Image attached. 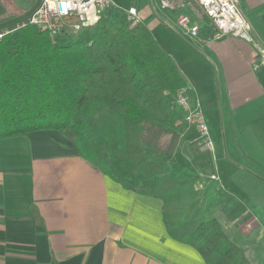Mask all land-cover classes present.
I'll return each mask as SVG.
<instances>
[{
    "label": "crops",
    "instance_id": "crops-1",
    "mask_svg": "<svg viewBox=\"0 0 264 264\" xmlns=\"http://www.w3.org/2000/svg\"><path fill=\"white\" fill-rule=\"evenodd\" d=\"M10 1L30 11L39 3ZM121 4L122 16L137 7L142 22L176 59L188 80L190 101L201 104L218 143L212 150H196L199 158L191 155L182 147L190 130L182 119L171 131L175 140L166 168L149 178L130 172L141 179L138 185L106 173L59 131L0 140V264H208L177 235L209 219H216L249 259L246 249L251 243L259 247L250 261L264 264V64L258 48H264V0H240L254 43L233 35L215 38L212 20L181 0H173L169 9L159 0ZM184 14L198 20L196 38L178 30L177 20ZM164 28L191 44L184 50L167 33L164 38L172 41L166 44L156 34L165 33ZM173 152L186 163L180 172L195 166L206 190L203 208L216 218L197 220L194 214L204 212L192 207L199 195L182 204L172 185L162 184L166 176H175L162 175ZM212 164L216 178L204 172Z\"/></svg>",
    "mask_w": 264,
    "mask_h": 264
},
{
    "label": "trees",
    "instance_id": "trees-1",
    "mask_svg": "<svg viewBox=\"0 0 264 264\" xmlns=\"http://www.w3.org/2000/svg\"><path fill=\"white\" fill-rule=\"evenodd\" d=\"M122 18L117 28L107 13L97 26L77 33L54 36L28 23L7 35L0 42V140L59 131L113 175L92 144L90 118L103 107L117 122L121 152L131 166L145 178L163 170L175 140L171 131L187 115L176 99L188 80L146 23ZM177 237L208 264H253L216 219Z\"/></svg>",
    "mask_w": 264,
    "mask_h": 264
},
{
    "label": "built area",
    "instance_id": "built-area-1",
    "mask_svg": "<svg viewBox=\"0 0 264 264\" xmlns=\"http://www.w3.org/2000/svg\"><path fill=\"white\" fill-rule=\"evenodd\" d=\"M163 9L173 8V0H159ZM183 5L197 7L208 16L215 25V38L227 35L238 36L254 43L251 35L252 25L240 7V0H181ZM115 4L114 0H39V3L30 11L26 20L11 27H0V42L18 28L28 23L35 24L52 35L59 36L67 32H80L86 28L98 25L105 11H109ZM126 16L133 23L142 21L141 15L135 6L127 9ZM178 30L184 35L196 38L200 25L197 19L190 14L181 15L177 20ZM256 43V42H255ZM259 48V57L264 64V48ZM190 87L181 88L177 93L176 104L187 111L185 121L195 127L200 135L202 144L213 149L214 144L210 137L209 126L199 102L191 103L188 93ZM216 178L215 175L212 176Z\"/></svg>",
    "mask_w": 264,
    "mask_h": 264
},
{
    "label": "rangeland",
    "instance_id": "rangeland-1",
    "mask_svg": "<svg viewBox=\"0 0 264 264\" xmlns=\"http://www.w3.org/2000/svg\"><path fill=\"white\" fill-rule=\"evenodd\" d=\"M114 2H115V4L110 9V11L117 18V21L114 22V25H113L114 28H117L118 26H120L123 23V18H121L122 14L119 12L122 10H125V9H123L121 3L127 2V0H120L121 6L117 5L119 3L118 0H114ZM29 14H30V9H28V8L17 7L13 3V1H10V0H0V26L4 25V26L15 27V26L21 24L23 20H26V18ZM164 29L166 30V32L162 33V35H160L159 31H156V34L158 37L161 36V38L163 39V41L166 44H168L169 42L172 41L169 38V36H171V38L178 45L179 44L183 45V48L179 46L180 49L182 48V49L186 50L184 46H188L189 44H191L190 41L186 40L181 35H180V37L177 36L178 33H174L173 31L167 30L166 28H164ZM166 33L169 34V36H167V38H164L163 35H165ZM174 35H176V36H174ZM175 37H177V38H175ZM188 96L190 98V93L188 94ZM184 120H185V118H184ZM90 123H91L92 129H93L92 144L94 145V147H95L96 151L98 152L100 158L102 160L110 163L113 172L119 178H121L125 181L127 180L126 182H131L132 184H138L139 185L142 182L141 179H138L137 177L132 175V173H134V172L135 173H139V172L135 171V169L131 166L130 162L127 159H125V157L122 155V152H121L122 151V143H121L120 138L118 137L117 122L115 121L113 114L108 109L102 107L98 110V112L95 115H93L90 118ZM194 128L195 127L188 125L187 129H190V130H187V131L185 130L186 131L185 133H187V134H184V136L182 137V138H184V141H182V147L183 148L188 147L189 151H191L190 152L191 155L198 154V152L196 150L203 152V148H204V151H205V149L210 150L209 148H206L202 144L200 135H197L196 132L193 131ZM210 137H211L213 143L214 142L218 143V140L216 139V137L212 136L211 132H210ZM166 140L169 141L168 136H167ZM163 143H165V142L163 141ZM191 146H193L194 148L192 149ZM160 148L165 150V146L160 147ZM181 151H182V149L179 150V152H181ZM181 153H183V151ZM172 154H174V155H172L170 157L171 162L168 165L167 170L165 172H163L162 175L166 176V174L172 172L173 174H175V176L174 175L172 176L170 174V176L174 179H172V178L170 179L169 177L166 176L165 178L162 179V184H165L168 187H171V185H172V188L174 189V195H176V196L180 195L181 198L179 199V203H182V204L183 203L185 204L187 202V200H186L187 197L189 198L192 194L199 195L200 198L196 199V201H195L196 203L193 202L194 206H192V207H195V209L194 208H192V209H194V211H199V209L204 210L203 201H204V197H206L205 196L206 190L204 188L203 183L201 181H199V178L197 177L198 172H196L195 166H190L191 168L192 167L193 168L190 169V167H189L190 170H188L186 168L187 170L184 169L185 172H180V171H183V168H184V166H186V163L182 162L183 157H181V155H179L178 152H175V153L173 152ZM199 155L200 154H198L197 158H199ZM112 163H113V166H112ZM163 171H164V169H163ZM130 172H132V173H130ZM204 172H208L207 176H211V174H213L216 177V174H217V171L214 167V164H212L211 168L206 169ZM152 183L155 184L154 182H152ZM180 186H181V188H180ZM178 189H181L183 192H181V193L177 192ZM193 203H192V205H193ZM182 204H180V205H182ZM181 207H183V206H181ZM187 208L185 210H187ZM213 208H215V206ZM184 215H185V213L181 214V217ZM194 216H197V220H202V219H207V218H216V214H214L212 212V215H210V211L207 209H205L204 212L200 211L199 213L194 214ZM200 216H202V217H200ZM178 219H182V218H178ZM258 248L259 247H257L254 243H251L249 249H246V252L249 255L250 259L255 260L253 257L254 253L259 255V252H257V251H259ZM261 248L263 249V247H261ZM263 252H264V249H263Z\"/></svg>",
    "mask_w": 264,
    "mask_h": 264
}]
</instances>
